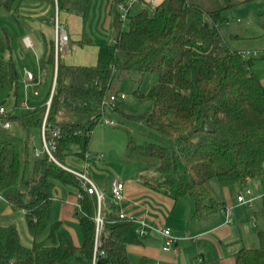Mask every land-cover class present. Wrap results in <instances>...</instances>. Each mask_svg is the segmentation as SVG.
<instances>
[{
  "label": "trees",
  "instance_id": "trees-1",
  "mask_svg": "<svg viewBox=\"0 0 264 264\" xmlns=\"http://www.w3.org/2000/svg\"><path fill=\"white\" fill-rule=\"evenodd\" d=\"M23 1L0 0V8L20 23ZM47 1L58 11L83 15L90 3ZM250 1L162 0L154 7L129 10L124 18L118 5L128 1L116 0L113 41L99 44L93 65L65 63L56 54L55 41H45L40 64L43 78L50 80L46 96L24 115H16L13 107L4 116L19 122L26 137L22 140L0 123V196L12 209L25 213L32 237V243L25 244L16 224L0 223V264H69L76 253L85 257V264H91L97 199L64 166L82 170L70 159L87 160L91 135L103 116L102 103L122 76L148 71L159 74L148 91L134 90L140 100L149 102L146 111L126 115L170 140L169 144L135 142L137 153L157 161L155 173L146 177L150 188L173 200L190 197L193 216L202 218L228 206L213 195L210 183L214 178L222 187H242L264 173V84L252 69L255 59H264V48L256 50L257 55L251 49L233 48L220 29L226 20L224 10ZM259 24L264 31V12ZM10 40L0 25V93L11 86L17 99L21 75ZM78 44L92 41L81 39ZM50 97L45 132L48 140L56 142L53 153L59 163L47 153L36 156L31 138L33 130L41 134ZM120 102L107 111L112 118ZM206 125L211 129L206 130ZM57 127L59 134L53 135ZM57 182L70 186L75 197L82 193L76 208L83 237L79 246L64 230L63 222L53 218ZM262 211L264 215V198ZM103 217L104 254L97 264H148L145 256L134 263L128 251V246L142 242L135 221L119 215ZM257 234L260 246L240 248L235 253L236 264H264V226H257Z\"/></svg>",
  "mask_w": 264,
  "mask_h": 264
},
{
  "label": "crops",
  "instance_id": "crops-1",
  "mask_svg": "<svg viewBox=\"0 0 264 264\" xmlns=\"http://www.w3.org/2000/svg\"><path fill=\"white\" fill-rule=\"evenodd\" d=\"M126 1L129 2L130 0ZM161 1L132 0L129 10L137 12L146 6L154 7ZM116 7V0H90L88 10L83 15L74 11H58L55 4L47 0H24L20 5L21 24L17 21L19 24L17 26L20 27L17 35L18 44L21 47L23 46V51L20 50L17 54L14 53L18 68L22 67L21 83L22 80L23 83L26 80V70L37 73L41 69V67H38V70H32L36 68L37 62L40 64L45 41H55L56 15H58L69 36L64 49L59 52L60 58L68 64H95L99 44L113 41V17ZM257 25L254 27V32L249 33L252 38L264 35L260 24L257 23ZM230 36L240 38L237 33H231ZM81 39H90L92 44L81 46L78 44ZM26 41L31 45H27ZM238 48L251 49L248 47ZM260 48L257 47L254 51ZM252 69L264 84V61L253 62ZM42 82L43 73L41 74L40 84ZM29 89L32 90L33 94L34 89L39 91L38 86H30ZM8 129L14 135L22 137L23 140L26 137V130L17 121H11V126ZM32 137V143L37 146L35 140L38 137L35 134H32ZM94 160L83 161L75 157L70 159L75 167L85 170L95 185L104 192L106 202L105 208L102 204L103 215H119L123 212L133 218L136 227L139 226V220H144L148 225L146 227L147 232L141 237L142 242L138 245L128 246V251L134 263L140 257L145 256L148 259V264H201L206 261L218 264H236L235 253L240 248L255 247L257 245L259 241L257 226L261 225L258 220L263 198H257L250 206L239 204L237 195L240 191H243L245 186L222 187L220 196H217L218 199L225 201L226 205L233 206L230 222H226L225 215L221 210L202 218H196L193 216L194 203L190 197L173 200L168 195L150 188L145 183L147 176H145L144 170L138 169L136 171L125 167L112 174L109 163ZM86 161L89 164L87 169L85 168ZM262 176H264V173L259 177L249 179L246 186L250 185L259 193L264 185ZM114 178H119L125 183L124 199L119 203H115L111 196L110 183ZM74 194L68 191L66 198L63 196V198L58 197L61 199L59 202L58 198V200L55 199L53 218L63 222L64 230L69 234L72 241L79 246L83 237L78 234L80 226L77 220L76 197ZM15 212L16 210L12 209L9 203L0 197V223L6 225L2 222L4 216H18L21 221L20 224H17L20 232L27 233L25 213L18 210L20 215H16ZM163 227L170 228L177 237V241L170 250L163 249L165 244V237L161 233Z\"/></svg>",
  "mask_w": 264,
  "mask_h": 264
},
{
  "label": "rangeland",
  "instance_id": "rangeland-1",
  "mask_svg": "<svg viewBox=\"0 0 264 264\" xmlns=\"http://www.w3.org/2000/svg\"><path fill=\"white\" fill-rule=\"evenodd\" d=\"M134 12V10L132 11ZM264 12V0H253L250 2H240L237 5L224 10L226 20L220 24V29L225 42L234 48L248 47L255 49L257 47L264 48V35L257 38L249 36L250 32H254V27L258 26L260 22L259 17ZM253 24H255L253 26ZM0 25L2 29H5L9 36L12 45L13 53L17 54L18 51H23V46L18 44L17 35L19 34L20 27L17 25L18 22L3 8H0ZM15 31V33H14ZM231 33L239 34L240 38H232ZM16 40H14V39ZM264 61V59L257 58L254 62ZM36 68L32 70H38L40 64L35 65ZM22 67L19 68L20 75H22ZM34 68V67H30ZM159 79V74L156 71H148L145 74H133L130 76H122L114 81V87L112 91L125 94V99L119 103V111L112 113V116L116 120L115 125L100 124L98 125L90 139L89 153L96 155L103 153L104 158L101 162L109 163L111 166V173L115 174L117 170L127 167L128 169H142L146 173L145 176L151 177L155 173V167L157 161L151 157H143L135 150V142L141 143L149 140H156L159 143L169 144L170 140L162 135L153 133L150 131L142 122H135L126 117V115H141L149 106V102L140 100L135 94L134 90L139 88L141 91L146 92L150 86L156 83ZM19 90L17 99L11 86H6L0 93V103L4 101V107L6 109L15 108L16 115H24L29 109L21 106L22 102L27 101L30 106L38 104L46 96L50 80L47 79L42 84L38 85L39 95H34L32 90L24 86L23 80L21 83V76L19 79ZM28 90V92H27ZM11 132V130H10ZM35 136L38 138L35 140L37 146L40 148L41 144L39 141L40 132L33 130ZM22 139V137H21ZM23 140V139H22ZM98 161V160H94ZM122 166V167H121ZM259 177V176H258ZM263 183H264V176ZM58 189V197L66 198L68 191L71 190L70 186H65L60 182L56 184ZM210 187L214 196H220L222 186L217 179H213L210 183ZM247 188H251L258 193L250 185H245L243 191ZM264 189V185L262 190ZM71 192V191H70ZM261 192V191H259ZM63 196V197H62ZM66 196V197H65ZM236 196V195H235ZM58 198V199H59ZM57 199V200H58ZM106 199V196H105ZM61 199L58 200V202ZM105 200L103 201V208H105ZM16 215L20 212L16 210ZM259 222L261 226H264V215L262 209H260ZM20 215V214H19ZM14 218V219H12ZM2 222L6 225L10 223L20 224L18 216L9 217L4 216ZM18 226V225H17ZM79 236L82 237L81 229H78ZM22 242L25 244L32 243V237L27 232L21 233ZM260 242H257L255 247H259ZM86 262L85 257L81 253H76L70 260L69 264H83Z\"/></svg>",
  "mask_w": 264,
  "mask_h": 264
},
{
  "label": "built area",
  "instance_id": "built-area-1",
  "mask_svg": "<svg viewBox=\"0 0 264 264\" xmlns=\"http://www.w3.org/2000/svg\"><path fill=\"white\" fill-rule=\"evenodd\" d=\"M130 0L127 3H120L118 5V8L120 11H122V16L125 18L128 11L129 7L131 4ZM58 10V9H57ZM69 36L64 28V25L60 22L58 15L55 17V50L56 54H58L60 51L64 49L65 44L68 42ZM27 45H31L29 42L26 41ZM253 55H257L256 51L252 52ZM249 55L250 53L247 52ZM26 80L24 81V86L26 88L30 86H38L40 84L41 80V74L42 71L41 69L38 70V72L35 74L31 70H26ZM39 91L37 89H34V94L37 95ZM125 94L123 93H118L116 91L111 92L108 97L105 98V100L102 103V110H103V116L101 118L100 124H108V125H115L116 120L109 116L107 114V111L113 110L118 104L119 101L125 99ZM51 102V97L47 102V110L43 119L42 127H41V134H40V139H41V147H34V153L36 156H39L41 153H47L50 159L55 160L56 162L57 159L54 156L53 150L56 148V142L53 140H48L46 137V119H47V114H48V109L50 106ZM22 106L26 109H32V106L28 104L27 101L22 102ZM8 110L0 105V123L5 127L9 128L11 126V121L4 118V116L7 114ZM53 135H58L59 134V128H54L52 130ZM104 157L103 153H98L96 155H92L90 153L87 154V160L88 159H95V160H102ZM59 163V162H58ZM64 166V165H63ZM89 166L88 161H86L85 168L87 169ZM66 169L69 171L73 172L78 176V178L81 180L82 185L84 189L94 195L97 199L98 203V208H97V213L95 216V222H96V231H95V239H94V251H93V257L91 264H97V259L99 255L104 254V250L101 248L102 246V231L104 229V217L102 213V204L105 199L104 192L99 189L92 178L87 174L85 170H78L75 168L67 167L64 166ZM264 167V163H263ZM124 186L125 183L123 180L119 178H114L112 179L110 183V191H111V196L112 199L115 203H119L124 199ZM1 197V196H0ZM82 197V193L78 192L76 194V206H79L78 199ZM257 198H264V189L259 192L255 193V191L251 188H247L244 191H240L237 195V202L239 204H244V205H252L254 200ZM221 211L225 215V220L226 222L231 221V216L233 214V206L228 205L225 208L221 209ZM119 217H126L128 219H133L132 217L127 216L125 213L121 212L119 213ZM139 226L136 227V231L140 236H143L147 230L146 227L148 226L144 220H139ZM161 233L165 237V244L163 246L164 250H170L172 246L175 244L177 241V237L172 233L171 229L168 227H163L161 228Z\"/></svg>",
  "mask_w": 264,
  "mask_h": 264
},
{
  "label": "water",
  "instance_id": "water-1",
  "mask_svg": "<svg viewBox=\"0 0 264 264\" xmlns=\"http://www.w3.org/2000/svg\"><path fill=\"white\" fill-rule=\"evenodd\" d=\"M210 126L209 125H206V130H210Z\"/></svg>",
  "mask_w": 264,
  "mask_h": 264
}]
</instances>
